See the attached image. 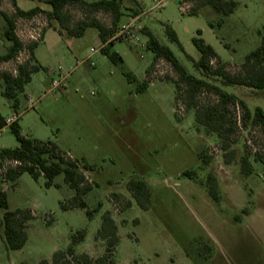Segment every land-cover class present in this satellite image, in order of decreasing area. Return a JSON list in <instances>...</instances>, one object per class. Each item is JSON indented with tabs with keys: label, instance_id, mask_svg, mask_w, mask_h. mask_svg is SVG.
I'll return each instance as SVG.
<instances>
[{
	"label": "rangeland",
	"instance_id": "1",
	"mask_svg": "<svg viewBox=\"0 0 264 264\" xmlns=\"http://www.w3.org/2000/svg\"><path fill=\"white\" fill-rule=\"evenodd\" d=\"M47 1L18 0L23 10L41 9L32 19H17L19 38L25 39L28 30L39 23H47L44 39L35 49L42 68L32 74L31 82L19 94L18 109L3 95L5 83L0 79V114L19 115L18 125L24 136L53 141L70 157L95 166L94 171L82 169L93 190L83 197L88 209L65 210L61 203L68 202L75 191L66 184L63 174L55 178L57 186L48 188L44 176L35 180L23 173L13 182L3 175L9 164L3 171L0 168V188L7 195L9 209H30L34 216L27 223V242L19 250L8 248L0 226V264L51 260L56 251L72 245L73 235L82 230L86 236L75 245L76 252L93 258L103 256L108 241L98 238L97 232L105 212H110L118 226L114 264H264L262 130L250 123L245 128L240 120L242 110L231 105L230 117L237 121V128L230 136L231 147L225 150L223 138L196 120L198 109L218 103L213 92L198 95V108L186 109L183 102L177 107L178 75L171 66L165 77H152L153 54L127 42L113 45L123 57V62L113 63L100 49L96 28H88L82 37H71L56 20L48 19L46 12L51 6ZM136 1L139 5L134 0H119L120 22L138 18L143 29L169 46L189 73L235 94L251 111L256 107L264 110V91L225 86L221 79L198 70L194 61L201 54L193 43L201 31L200 37L215 49L228 70L238 72L246 56L262 43L264 0H235L238 8L224 18L221 27L217 26L221 15L210 6L190 15L194 2ZM0 10L16 13L10 0H3ZM66 11L75 21L95 18L112 28V12L90 14L79 3L70 4ZM168 26L177 33L183 50L169 39ZM5 27L0 18V55L10 46L3 35ZM91 48L98 51L91 53ZM18 65L16 59L0 63V74H16ZM124 72L132 73L138 82L130 83ZM61 74L67 76L65 87L50 92L52 80ZM147 79V90L137 93V85ZM186 87H181L185 99ZM31 101L35 103L33 108H29ZM18 146L10 126L0 129V150ZM245 155L252 166L249 175L242 172ZM185 171L194 174L185 176ZM209 175L217 180L219 202L208 193ZM133 180H142L149 187L146 208L129 189ZM87 210L92 211L91 217ZM3 216L0 207V224Z\"/></svg>",
	"mask_w": 264,
	"mask_h": 264
},
{
	"label": "trees",
	"instance_id": "2",
	"mask_svg": "<svg viewBox=\"0 0 264 264\" xmlns=\"http://www.w3.org/2000/svg\"><path fill=\"white\" fill-rule=\"evenodd\" d=\"M3 0H0V6ZM16 10L14 15H10L0 10V18L6 24L4 30V38L10 42V46L5 54L0 55V63L15 60L19 54L28 48L30 58L24 64L18 65L16 74L12 72H2L0 79L5 83L3 95L12 101V107L18 109L20 105L19 94L24 92L25 86L32 80V74L38 72L42 66L38 64L35 57V49L38 43L25 46L16 33L17 19H32L41 12L39 7L30 10H23L18 6V0H10ZM138 5V1L134 0ZM190 1L196 3L195 7L189 11L190 15H198L199 10L204 6H210L221 16L217 22V26L224 24V18L232 14L239 6V2L235 0H182V3ZM51 11L46 12L48 19L56 20L60 27L63 28L71 37H82L88 28H96L99 31L101 42H106L117 31L121 23V12L119 0H98L94 2H86L84 0H48ZM72 3H79L88 13L94 14L98 11L112 12L114 15L112 28L107 27L95 18L82 19L75 21L70 11H66V7ZM210 26L215 27V23L211 22ZM167 35L169 39L177 43L181 49L183 47L178 39L177 33L167 27ZM147 39V51L154 56V62L160 58L165 59L178 75L175 82L176 86V106L180 102L185 103L187 108H198L197 97L199 94L208 91L213 92L218 97V103L204 107L196 111V120L199 124L206 127L209 131L215 132L219 137L223 138V148L228 150L230 145V136L237 128V121H233L230 117V106H237L242 110L243 115L240 117L243 126L246 128L248 124L253 127H259L264 134V110L256 107L251 111L247 103L240 100L235 94L224 91L219 86L213 85L200 79L180 63L174 52L167 45L162 44L156 36L148 29H142ZM198 36L193 39V43L199 50L201 57L198 61H194L195 67L202 71L206 76H213L222 80L225 86H240L255 90L264 91V30L261 32V45L248 54L245 61L241 64L238 72H231L227 68V64L221 60L215 49L207 44ZM44 39V37H43ZM110 44L102 48V53L107 56L113 63L119 64L123 62V57L113 50ZM35 62L37 64H35ZM216 62V65L214 63ZM130 83H136L137 78L130 72H124ZM186 85L187 96L183 98L181 94L182 85ZM149 87V80H145L137 85V93H142ZM184 99V100H183ZM176 112V111H175ZM5 127V117L0 114V129ZM13 134L16 137L19 146L11 148H3L0 150V168L3 171L6 164H9L4 171V177L7 180L16 182L23 173H29L32 178L38 180L41 176L46 179V187L57 186L54 180L57 176L63 174L64 181L75 191V195L66 203H61V207L65 210L72 208L88 209L86 201L83 197L93 190V184L90 183L83 170L94 171L95 166L85 161H78L64 151L53 141L42 142L31 139L21 133L18 121L10 125ZM234 152L232 151V154ZM205 162L207 159L203 153L200 154ZM232 159V156L229 160ZM264 161V160H263ZM229 162V161H228ZM242 172L245 175L252 173V166L248 155L242 160ZM193 171H185V176H192ZM208 193L215 202L220 201L217 180L214 176H208ZM129 189L133 192L138 203L146 208L151 196L148 185L142 181H131ZM0 207L4 210L3 222L0 224L4 228V237L10 250H19L23 248L27 242L28 236L26 232L27 223L33 219V213L30 209H17L11 211L9 209V201L6 193L0 188ZM87 214L91 217L92 211L87 210ZM86 231L82 230L73 235V244L65 251H56L51 260H41L38 264H114L112 259L113 249L119 242L118 226L111 216L110 212L103 214L101 227L97 232V237L108 241L106 254L98 258H93L88 253L78 254L75 245L82 243L85 239ZM29 264V263H22Z\"/></svg>",
	"mask_w": 264,
	"mask_h": 264
},
{
	"label": "built area",
	"instance_id": "3",
	"mask_svg": "<svg viewBox=\"0 0 264 264\" xmlns=\"http://www.w3.org/2000/svg\"><path fill=\"white\" fill-rule=\"evenodd\" d=\"M47 27V23H39L37 26L32 27L28 30V33L25 36V39H21L22 42H26L28 45H31L33 43H40L43 40V37L45 35V29ZM143 27L139 24L138 18H130L128 21L123 22L118 27L115 34L110 37L106 42H101L100 49L110 45V44H116V43H132L136 45H141L142 48H147V41L143 40V33H142ZM25 40V41H24ZM97 48H91V53L97 52ZM30 58V52L27 47L19 54V56L16 58L17 62L20 64H24L26 60H29ZM142 58L144 56L142 55ZM164 68V69H163ZM168 70H170L169 63L163 59L160 58L155 61L152 77H165L168 73ZM67 81V76L61 74L57 79L52 80L50 92H55L61 88L65 87V82ZM94 94V92H92ZM34 102H30L29 108L34 107ZM19 120V115L14 114L8 117H5V126H10L14 124L16 121Z\"/></svg>",
	"mask_w": 264,
	"mask_h": 264
},
{
	"label": "crops",
	"instance_id": "4",
	"mask_svg": "<svg viewBox=\"0 0 264 264\" xmlns=\"http://www.w3.org/2000/svg\"><path fill=\"white\" fill-rule=\"evenodd\" d=\"M25 11H27V10H25Z\"/></svg>",
	"mask_w": 264,
	"mask_h": 264
}]
</instances>
